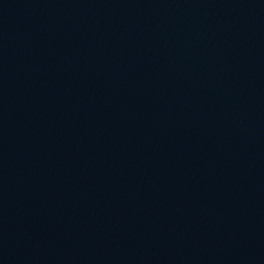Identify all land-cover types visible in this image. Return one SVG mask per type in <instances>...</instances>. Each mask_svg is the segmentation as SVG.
<instances>
[{
    "label": "water",
    "instance_id": "1",
    "mask_svg": "<svg viewBox=\"0 0 264 264\" xmlns=\"http://www.w3.org/2000/svg\"><path fill=\"white\" fill-rule=\"evenodd\" d=\"M0 264H264V0H0Z\"/></svg>",
    "mask_w": 264,
    "mask_h": 264
}]
</instances>
